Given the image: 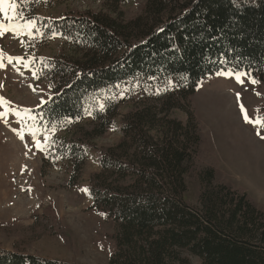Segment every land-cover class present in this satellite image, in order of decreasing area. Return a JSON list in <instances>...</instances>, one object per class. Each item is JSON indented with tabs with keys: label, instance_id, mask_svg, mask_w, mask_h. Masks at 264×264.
Segmentation results:
<instances>
[{
	"label": "trees",
	"instance_id": "16d2710c",
	"mask_svg": "<svg viewBox=\"0 0 264 264\" xmlns=\"http://www.w3.org/2000/svg\"><path fill=\"white\" fill-rule=\"evenodd\" d=\"M45 21L47 33H62L72 46L68 55L48 60L52 93L26 116H34L37 126L82 117L124 80L173 85L121 118L118 143L91 142L112 122L110 104L96 111L95 127L77 129L63 141L70 185L81 176L87 149L98 152L101 169L90 174L88 189L92 207L114 222L110 264H193L191 254L202 264H264V204L226 177L207 149L192 101L200 82L221 67L264 82V0H147L131 18L103 8ZM176 107L185 109L186 122L171 117ZM187 176L200 182L198 205L186 199ZM50 212V226L61 230ZM0 264L65 263L0 247Z\"/></svg>",
	"mask_w": 264,
	"mask_h": 264
},
{
	"label": "rangeland",
	"instance_id": "374dc122",
	"mask_svg": "<svg viewBox=\"0 0 264 264\" xmlns=\"http://www.w3.org/2000/svg\"><path fill=\"white\" fill-rule=\"evenodd\" d=\"M146 1L124 0L116 5L111 0H11L18 5L15 19L8 20L0 12V23L6 28L0 37L4 63L0 67V97L9 102L0 105V112L8 109L6 116L0 118V222L9 224L0 226L1 248L20 249L65 264H110L114 242L109 234L114 230V222L92 207L88 189L90 174L101 169L98 152L96 148L87 149L81 176L70 185L71 163L63 141L77 129L95 127L96 111L100 105L110 104L115 108L113 120L107 131L94 135L91 142L99 147L118 143L122 136L121 118L135 107L153 104L172 82L143 77L124 80L99 96L87 110L91 115L86 112L60 126H37L35 120L26 117L25 110L40 106L52 93L48 60L71 52L72 45L65 38H53V34L47 33L45 20L59 19L72 11L103 8L113 15L131 18L141 13ZM31 18L38 21L42 35L33 38L27 32L16 34L7 30L9 24H23ZM8 56L23 57V61L9 63ZM252 78L248 74L240 84L234 76L208 75L200 82L192 101L204 125L207 149L217 156L226 177L264 204V126L246 122L240 108L243 104L252 121L262 120L264 82L253 85ZM11 109L19 111L23 118ZM170 115L183 122L188 119L187 112L180 107L172 109ZM30 130H36L37 135L32 136ZM37 139L50 145L47 152L37 149ZM186 180V199L198 205L200 182L188 176ZM85 188L87 192L82 191ZM48 211L61 222V230L50 226ZM189 256L193 264H202L199 256Z\"/></svg>",
	"mask_w": 264,
	"mask_h": 264
},
{
	"label": "snow or ice",
	"instance_id": "6c2138e0",
	"mask_svg": "<svg viewBox=\"0 0 264 264\" xmlns=\"http://www.w3.org/2000/svg\"><path fill=\"white\" fill-rule=\"evenodd\" d=\"M18 5L15 2H11V0H0V12H3L5 15V18L8 20H13L15 19L17 12ZM9 12L12 13L11 16H9ZM21 16L23 15L22 13L20 14ZM38 21L35 18H31V19H26L24 21L23 24H16V23H11L7 26V30H10L16 34H23L25 32H27V34L30 37H35L36 34H41L40 33V27L37 26ZM6 28L5 25L3 23H0V37H2L5 34ZM161 31H163V29H161ZM57 35H62V33H53V38H55V36ZM21 43H23V41H21ZM9 63H11L13 60H15L17 63H20L23 61V57H12V56H8L7 57ZM220 63H227V61H219ZM28 64L25 63V67H27ZM0 67H4V63H3V52L2 50H0ZM216 75H223L226 77H235L236 81L240 84H243L245 82L244 78L248 76V73L246 71H233L231 69L225 70L224 67H221L217 72ZM39 78V77H37ZM253 85L257 84L258 81L255 78H252L250 81ZM139 86V85H137ZM173 85L171 83L168 84V86L166 87L165 90H168V88L172 87ZM117 87H119V85H117ZM35 90V89H34ZM157 94H159V89H157ZM124 93L121 92V96H123ZM237 96L239 97V94H237ZM8 101H6L3 97H0V105H8ZM46 103V102H44ZM241 111L244 113V120L246 122L249 123H256L259 124L261 126H264V121H262L261 119L257 118L255 121H252L247 113V110L244 108L243 104L240 105ZM104 110V106L100 105V111ZM12 112H14V114L17 117H21V113L19 111H16L15 109H11ZM87 112L88 115H91L92 113L85 110ZM8 112V109L5 110V112H0V118H3L6 116ZM25 112L27 114H31V110L30 109H26ZM23 117H21L22 119ZM32 119H35L34 116L31 117ZM68 123H71L72 121L69 119L67 120ZM31 131V135L32 136H36L37 132L36 130H30ZM49 130L47 128H45V133H47ZM52 131H55V129L53 128ZM25 137L21 136V139H24ZM45 141H47L48 136L45 135L44 137ZM36 147L37 149L47 152L48 147H50V145H45L41 143L40 139H37L35 141ZM82 191L87 192L88 189H82Z\"/></svg>",
	"mask_w": 264,
	"mask_h": 264
}]
</instances>
